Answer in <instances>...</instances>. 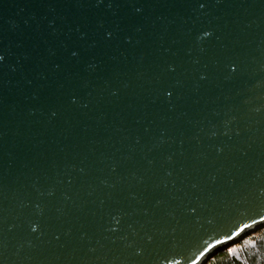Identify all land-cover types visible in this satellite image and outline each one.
Segmentation results:
<instances>
[{"label": "water", "instance_id": "95a60500", "mask_svg": "<svg viewBox=\"0 0 264 264\" xmlns=\"http://www.w3.org/2000/svg\"><path fill=\"white\" fill-rule=\"evenodd\" d=\"M0 57V264H208L264 230V0H0Z\"/></svg>", "mask_w": 264, "mask_h": 264}, {"label": "trees", "instance_id": "16d2710c", "mask_svg": "<svg viewBox=\"0 0 264 264\" xmlns=\"http://www.w3.org/2000/svg\"><path fill=\"white\" fill-rule=\"evenodd\" d=\"M208 264H264V230L221 253Z\"/></svg>", "mask_w": 264, "mask_h": 264}, {"label": "snow or ice", "instance_id": "6c2138e0", "mask_svg": "<svg viewBox=\"0 0 264 264\" xmlns=\"http://www.w3.org/2000/svg\"><path fill=\"white\" fill-rule=\"evenodd\" d=\"M201 7H203V5H201ZM207 35V33H205ZM0 59H2V57H0Z\"/></svg>", "mask_w": 264, "mask_h": 264}]
</instances>
